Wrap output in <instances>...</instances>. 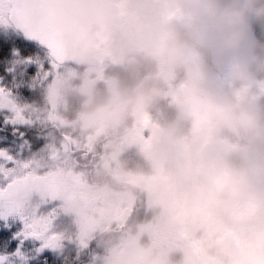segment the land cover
<instances>
[{"label":"clouds","instance_id":"clouds-1","mask_svg":"<svg viewBox=\"0 0 264 264\" xmlns=\"http://www.w3.org/2000/svg\"><path fill=\"white\" fill-rule=\"evenodd\" d=\"M14 9L85 66L76 82L59 63L32 101L54 117L40 167L62 136L118 156L91 168L74 159L58 176L63 207L109 209L93 264H264V0H0L5 20ZM34 190L18 193L31 215ZM131 206L143 212L122 227L116 216ZM209 221L239 239L193 253L183 233ZM72 223L61 241L78 245L81 217ZM160 231L172 234L167 246L155 243ZM65 251L61 242L60 264Z\"/></svg>","mask_w":264,"mask_h":264},{"label":"snow or ice","instance_id":"snow-or-ice-1","mask_svg":"<svg viewBox=\"0 0 264 264\" xmlns=\"http://www.w3.org/2000/svg\"><path fill=\"white\" fill-rule=\"evenodd\" d=\"M0 27L17 33L0 35V264H60L51 221L26 212L18 193L40 179L33 154L45 144V123L32 101L66 56L57 37L33 29L20 9L10 20L0 16ZM48 52L51 62L34 58Z\"/></svg>","mask_w":264,"mask_h":264},{"label":"rangeland","instance_id":"rangeland-1","mask_svg":"<svg viewBox=\"0 0 264 264\" xmlns=\"http://www.w3.org/2000/svg\"><path fill=\"white\" fill-rule=\"evenodd\" d=\"M0 34L4 35L2 30H0ZM68 68L75 81L79 82V77L83 72L72 67ZM37 98L39 97L36 95L34 99L39 101ZM42 118L45 123L44 128L52 126L54 117L51 112L46 113ZM47 136H43L45 144L33 154L35 159L34 173L40 179L27 188L29 190L35 189L33 192L35 200V214L33 216L42 220H50L52 224V232L54 235L59 237L60 241L63 234L69 232L70 229H76L74 225H64L63 221L61 222L62 225L58 226L57 221L61 218L67 220L71 219V221H73V219L77 216L81 217L83 230L80 233V242H83V245H80L79 250L85 259L83 264H93L92 253L95 249L93 237L97 231L98 225L108 216L109 209L101 201L91 202L87 207H81L79 203H74L70 208L63 207L62 185L59 182L58 176L62 170L66 169L71 164L73 159L70 156L66 143H63L62 145L57 144L56 150L47 154V163L44 164L43 167H40L42 162L39 157L44 146L48 143ZM67 139L72 143L75 149L82 147L89 148L92 150L93 154L96 152V142L93 140H87L77 145L76 143H73V137L67 136ZM123 155H125V153ZM117 158L118 156L116 153H110L105 149V151L100 154L98 158L96 157L91 161L90 165L93 167H103L111 164ZM46 192L50 193V195H45ZM73 199L76 200L77 198L73 197ZM128 213L129 208L123 209L117 214L116 219L119 220L121 224H125ZM248 214L249 209L244 208L239 210L237 216L239 218H243ZM102 215L104 217H102ZM122 218H124V220ZM56 228L63 231H57ZM203 228L204 231L201 235H194L188 231L183 233L184 237L189 239L190 247L193 253L202 254L206 248L216 245L224 239H239L235 229L216 222H206L203 225ZM64 241L66 242V246L70 247L71 244H68L67 240H63L61 242L64 243ZM73 248H76V246ZM73 248L70 247L69 249ZM131 251L132 246L130 244H125L121 250V256L126 257L131 254ZM96 264H99V261H97ZM121 264H126V262L122 260Z\"/></svg>","mask_w":264,"mask_h":264},{"label":"flooded vegetation","instance_id":"flooded-vegetation-1","mask_svg":"<svg viewBox=\"0 0 264 264\" xmlns=\"http://www.w3.org/2000/svg\"><path fill=\"white\" fill-rule=\"evenodd\" d=\"M68 67H72L76 70H79L81 72L84 71V68H79V67H75V66H72V65H67ZM52 127V126H51ZM51 127H46V128H43L41 130V133L43 136H47L48 135V131ZM61 139L64 141V143L67 144L68 146V151L70 153V156L72 157V159H79L81 164H88V166L91 168L93 166H91V161L94 160L96 157L98 158L100 156V154H102L105 149L106 151L108 152H112L110 151L107 147H105L103 144H100V143H97L96 141V152H92V150H90L89 148H74L72 143L69 142V140L67 139V136H62ZM127 153H125L124 156H126ZM63 167V166H62ZM143 212V208L142 207H139V206H131L129 207V213L127 215V219L129 216H131L133 213H142ZM102 217H104L102 215ZM124 220V218H122ZM127 219L125 221V223L127 222ZM64 222V225H69L70 226H73L72 224V221L71 219L70 220H67V219H60L59 221H57L58 223V226H61V222ZM124 224H121V226L123 227ZM66 228V227H65ZM57 231H63V230H60L59 228H56ZM69 231H75L74 229H70ZM64 235V234H63ZM172 234L167 232V231H160L156 234V237H155V243L157 244V246L159 247H164V246H167L170 241L172 240ZM93 243H95V240L93 241ZM65 246H66V242L64 241L63 243ZM80 245H83V242H79L78 245H70V247H75L76 248H73V249H69L70 247H67L66 246V251L64 252V255L67 256L68 258V264H83L85 259L84 257L82 256V253L80 252L79 248H80ZM71 252H70V251ZM70 252V253H68ZM49 259L51 260V257H49Z\"/></svg>","mask_w":264,"mask_h":264},{"label":"water","instance_id":"water-1","mask_svg":"<svg viewBox=\"0 0 264 264\" xmlns=\"http://www.w3.org/2000/svg\"><path fill=\"white\" fill-rule=\"evenodd\" d=\"M67 65H72L79 68H84L85 66L82 64H78L75 59H65Z\"/></svg>","mask_w":264,"mask_h":264},{"label":"trees","instance_id":"trees-1","mask_svg":"<svg viewBox=\"0 0 264 264\" xmlns=\"http://www.w3.org/2000/svg\"><path fill=\"white\" fill-rule=\"evenodd\" d=\"M1 35V34H0ZM0 42H2V41H0ZM0 74H2V69H0ZM37 99H40V98H37ZM14 247V246H13Z\"/></svg>","mask_w":264,"mask_h":264}]
</instances>
